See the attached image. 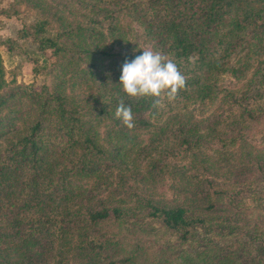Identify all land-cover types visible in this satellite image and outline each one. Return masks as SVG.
Masks as SVG:
<instances>
[{"label":"trees","instance_id":"16d2710c","mask_svg":"<svg viewBox=\"0 0 264 264\" xmlns=\"http://www.w3.org/2000/svg\"><path fill=\"white\" fill-rule=\"evenodd\" d=\"M51 1L59 12L13 0L6 14L17 16L20 4L35 10L20 35L50 51L52 70L41 87L8 82L0 56V264H201L157 235L182 244L197 228L225 225L219 213L236 199L212 197L202 177L218 163L188 164L192 178L182 185L191 197L181 205L150 187L174 160L226 157L264 120V0ZM141 40L186 77L176 102L154 107L122 91V66L142 54ZM121 99L131 130L115 117ZM151 119L159 123L141 141L136 132Z\"/></svg>","mask_w":264,"mask_h":264},{"label":"rangeland","instance_id":"374dc122","mask_svg":"<svg viewBox=\"0 0 264 264\" xmlns=\"http://www.w3.org/2000/svg\"><path fill=\"white\" fill-rule=\"evenodd\" d=\"M38 1L45 7L51 6L54 12L60 11V9L55 10L58 7L51 0ZM12 2L13 0H0V56L5 79L10 82L14 78L18 84H34L36 87L48 85L52 70V60L47 58L50 51L46 52L47 55L41 54L32 40L21 38L20 35L25 23L35 21L36 12L29 11L28 9L31 8L26 4V6L20 4L17 6L19 14L8 17L6 14L12 12ZM53 23L55 27L59 25L58 22ZM132 29L140 33L136 27ZM9 40L14 47L10 52L7 50ZM74 41L77 42L75 37ZM140 44L143 48L148 46L142 40ZM34 68L38 71L36 76L33 74ZM228 86L232 89L233 82L228 83ZM224 106L228 107V104L225 103ZM147 115L148 112L136 118L148 119ZM209 115L210 113L205 114L201 118ZM150 122L149 128L142 126L136 132L141 141H147L153 128L159 123L153 122L152 119ZM259 128H264V120L258 125L251 123L244 131L246 137L238 139L235 145L227 149L229 153L226 157L209 152L208 155L194 154L198 156L196 160L193 159L194 162H190V158L183 162L174 160L176 168H171L163 178L157 180L154 187H150L156 197L167 204L181 205L185 197H191L189 190L182 185L189 180L188 178H192L188 164L204 163L209 167L211 160L212 164L213 161L218 163L214 164V167L219 171L215 174L206 172L202 177L211 183L212 197H216L214 194L216 191H223L226 195H233L238 205L237 208L231 206L228 213H219L226 220L225 225L218 227L215 224H208L209 228H197L190 241L182 244L178 243L174 235L159 234L158 244L164 246L166 243L172 244L173 247H177L179 253L184 251L194 255L193 258L197 262L204 261L201 264H264V182H262L264 170L261 171V168L255 164L256 160H260L257 153L264 152V130L261 136L255 134L256 129ZM191 181L189 182L192 184L195 180ZM257 187L261 190L255 191Z\"/></svg>","mask_w":264,"mask_h":264},{"label":"clouds","instance_id":"9594fccd","mask_svg":"<svg viewBox=\"0 0 264 264\" xmlns=\"http://www.w3.org/2000/svg\"><path fill=\"white\" fill-rule=\"evenodd\" d=\"M142 54L133 60H125L122 66L119 85L129 98H151L153 106H162L177 101L179 93L186 87V77L173 59L154 50L152 47L141 49ZM115 117L131 130L135 127L131 106L121 99Z\"/></svg>","mask_w":264,"mask_h":264}]
</instances>
